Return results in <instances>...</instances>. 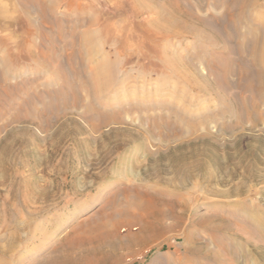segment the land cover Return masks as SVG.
<instances>
[{"label": "rangeland", "instance_id": "374dc122", "mask_svg": "<svg viewBox=\"0 0 264 264\" xmlns=\"http://www.w3.org/2000/svg\"><path fill=\"white\" fill-rule=\"evenodd\" d=\"M134 1L0 0V78L6 83L0 79V264H48L80 225L107 219L108 200L122 204L126 191L138 190L145 203L164 196L159 199L177 215H187L180 230L168 234L174 247H154L137 264L183 246L182 238H172L183 230L192 234L187 264H264V88L245 65L244 50L258 25L236 14L233 22H213L219 39L205 32L217 44L193 36L164 43L145 31L154 13ZM186 1L187 7L179 3L206 20L225 15L212 8L214 0ZM146 2L155 9L171 4ZM79 8L96 19L97 41L104 44L85 74L107 61V124L98 128L93 124L100 119L86 112L92 97L78 90L87 76H77L73 53L89 25H78ZM25 45L46 53L48 66L35 65ZM157 46L177 53L183 64L191 54L199 73L174 72L162 64ZM226 68L230 75L220 78ZM247 80L254 87L247 88ZM137 228L122 224L119 233Z\"/></svg>", "mask_w": 264, "mask_h": 264}, {"label": "bare ground", "instance_id": "6f19581e", "mask_svg": "<svg viewBox=\"0 0 264 264\" xmlns=\"http://www.w3.org/2000/svg\"><path fill=\"white\" fill-rule=\"evenodd\" d=\"M149 1L154 2V0H149ZM181 1L182 0H179L180 3H181ZM203 1L204 0H202V2ZM209 1L210 0L207 1V5H209L208 4ZM260 1L261 0H217V1L214 0V3H212V8L216 9V10L219 8H220L219 10L223 9L225 12V15H224V17H215V15L214 16L212 15L213 17L212 16L210 17V18H212V20H206L202 16L200 17L199 14H197L198 12L195 13V10L193 9V7L191 8V6H190L191 4L189 5V7L191 9L186 8L188 6L187 3H189L186 0H184V2L187 4L186 5L184 3L186 7L185 6L183 7V5L180 4L177 0H174V1L171 0V4L168 3L169 5H166L167 7H164L161 5L162 7H160L159 9H155L152 6H149L147 4L146 0H135L134 2H135V5L139 9H143V8L147 9L148 8V9H150V11L152 13H154L155 18L149 23V25H147L148 28L146 27L145 31L148 34H154L155 33L156 35L159 36L160 40L164 43L165 42H168V43L172 42L174 39H177L180 37L187 38V37L193 36L195 38H202V39H208L209 38L210 44L211 43L213 44L214 39H211L210 37H208L205 34L206 31L210 30L211 32H213L215 34L214 35L216 37L215 39H219V36H217L218 34L216 32H214V28H212L213 22L214 23L222 22V21L223 22L225 21L227 23L233 22V20H235L234 18L236 17L235 16L236 14H238L239 17H242V19H246V20L247 19H252V20L254 19V21H253L254 24L256 22V24L259 26V28L257 29L258 26L256 27L257 32H256V35L252 36L253 38L250 39L251 40V41H249L250 45L246 44V46H245V47H247V45H248V48H245L244 50H245V53L249 54V57H250L249 64H245V65L251 66L253 68L252 73L256 77L257 81H259V84L261 85V87L264 88V7L259 9L261 7L259 5ZM258 2H259V4H258ZM23 7L25 8L24 4H23ZM198 7H196V8H198ZM203 7L204 6H202V8ZM192 9L194 11H192ZM198 10H196V11H198ZM254 10H255V12H254ZM76 11H77V17H78V19H77L78 25H81L82 23L83 24L89 23L87 28L84 31L79 33V42H80L79 46H80V48L78 51L76 50L78 52L77 59L75 58L76 57V51L74 50L75 53H73V54H75V56L73 55L74 56L73 58L75 61L74 64L77 65V67L75 65L77 76L79 78H85L87 76L86 77L87 79L85 78L86 79L85 82H80L78 84V90H82L87 95H90L92 97V101L86 106V112L89 115H91V117H98L100 119L101 122H99L97 119V121L100 124H98L97 122H96L97 124H95L94 119H93L94 120L93 121L90 118H88L91 123L94 122V124H93L94 127L98 128L101 125L104 126V123L107 124V116L108 115H107V113L103 112V105H106L105 104L106 102L102 101L103 100L102 99L103 98V91H104V89L107 88V76L104 75L105 70L107 69V61L104 60L102 62V64L104 65V66L102 65V67H97V66L90 67V68L88 67L89 72L86 71V72H88L86 74H85V68H83V67H85V66L87 67L88 62L90 60H92V63H93V58L97 54H99L100 52L103 53L104 44L101 45L97 41V33H96V29L94 28L95 25L97 24L96 19H93L91 16L86 15L85 9L80 10V8H79ZM217 11H215V12L218 16L219 14L217 13ZM200 12H202V11H200ZM222 14H224V13H222ZM222 23H220V24H222ZM59 29H60L59 31L63 34L62 29L60 27H59ZM207 33H209V32H207ZM247 41H248V39H247ZM96 42H98V45L96 44ZM214 43H216V41H214ZM225 46H227V45H225ZM155 49L159 50V53L161 55L160 59H161L162 64L164 63V64H167L169 66H173L172 68L174 69V72L184 74V67H187V68H189L190 71H192L196 74L199 73L198 72L199 70H198L197 65L195 63V58L193 57L194 59H192L191 54H189L190 56L188 55L189 61H187L185 59L184 64H183L182 60H181L183 58L180 57L177 53H174V52L170 53V51H167V50L163 51L159 48V46H157ZM25 50L27 52V54H26L27 57H29L31 60H33L34 63H36L35 65H37V66L41 65L44 67L48 66L46 53L41 52L38 49H35L33 47V45H25ZM131 51L132 50H129L127 52H131ZM224 51H225V49H224ZM227 51H225V52H227ZM133 52H134V50H133ZM227 53H229V52H227ZM115 54L117 55L118 53L115 52ZM117 56H119V55H117ZM245 59H247V58H245ZM51 60H52L51 58H48L49 62ZM50 63H52V62H50ZM54 65H55V63H54ZM60 65L61 64H59V66ZM92 66H93V64H92ZM115 66H113V65L111 66L113 70L116 69ZM51 67L54 68V66H50V68ZM248 68L249 67H243L242 73L244 76L247 77V79L253 78V76L249 77L250 68L249 69ZM51 70H52V68H51ZM54 71H55V69H54ZM64 72H66V71H64ZM229 73H230L229 69L226 68L224 73L222 74V76L220 78L226 79L228 77V75H230ZM73 74H74V71H73L72 75ZM250 75H252V74H250ZM58 77H59V75H58ZM58 77H57V79L60 78V77L59 78ZM67 77H68V75H67ZM0 79H1L2 83H5L4 77H2ZM64 80H67V78ZM247 82L248 83H246V85H245L247 88L249 85L254 87V85H253L254 82L251 83L250 80H247ZM74 84H73V88H74V86L76 88L77 86ZM154 87H155V85H154ZM13 92H11V89H10L9 93L13 94ZM78 95H80V94H78ZM142 96H144V95H142ZM80 100H81V98H80ZM139 100H141V99H139ZM76 102H78V101H76ZM31 103H33V102H31ZM77 105H79V103ZM256 105H257V103H256ZM26 108H27V106H26ZM240 109H241V107H240ZM240 113H242V111ZM115 117H116V115H115ZM116 118H118V117H116ZM204 118H206V117H204ZM88 119L86 121H89ZM209 120L211 121V118ZM91 127H92V125H91ZM162 127H163V125H162ZM28 130H29V128H28ZM5 174H6V172H5ZM121 181H123V180H121ZM129 190H130V188H129ZM138 191H134V192L126 191L124 194H126V196H128V197H127L126 201H124V203H122V204L117 203L118 201L117 200L115 201V198L113 200H108L107 201V207H108V209H110V211H112V213L110 215L107 214V219H105V220L99 219L98 220V218H96L92 221L87 222L86 224L80 225L77 229H75V231H73V236H67V238H65L62 241L61 245L55 250L54 255H52L50 257L48 264H137L139 262H143L145 254L154 247H161V246H164L165 244H169L170 247H174L173 244H170V238H169L168 234L169 233L171 234V232L175 231L176 229L180 230L176 226L181 225V223H183V221H185L184 219H185V216L187 214L185 216L183 213H182L183 214L182 216L177 215L178 213L176 214V212L170 208L172 206V204H170L169 202H168L169 204L165 203L166 200L162 201L163 199H159L161 197L160 195H159L160 197L158 196L159 198H155V199L153 198V199L148 200L150 202L147 204V203H145L144 196ZM140 191H142V190H140ZM210 193H211V191H210ZM213 194H215V193H213ZM152 195H154V194H152ZM156 195H158V194H156ZM163 197H161V198H163ZM122 199H124V198H122ZM177 200H179V199H177ZM183 203H181V204H183ZM173 205H174V203H173ZM185 205L186 206L183 205L184 209H182L184 213L187 211V206L189 205L188 202L185 203ZM183 216H184V219H183ZM15 217H17V216H15ZM168 221H170L171 223H168ZM135 223L138 224V228H137L138 231L137 232H130L128 235H121L119 233V228L122 224L131 225V224H135ZM199 223L201 224V222H199ZM182 228H181V230H183ZM82 232H84V233H82ZM189 232H187L186 230H183V231H178L177 234H174V236L172 238L175 241L179 238H182L184 240L183 246L175 247L173 250H171V252H168V253H165L162 255L159 254L158 256H156L155 258L152 259L150 264H185V263L187 264L186 260L189 259V257L187 255L190 253L189 249L187 248V245L190 242L191 235H192V234L190 235L191 232L190 233ZM190 245H192V243H190ZM192 252H194V250ZM244 252H245V250H244ZM232 253H233V251H232ZM190 262H192V261H190ZM200 264H202V262Z\"/></svg>", "mask_w": 264, "mask_h": 264}]
</instances>
